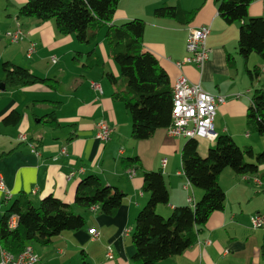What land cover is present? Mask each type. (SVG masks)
Here are the masks:
<instances>
[{"label": "crops", "instance_id": "0c3cea01", "mask_svg": "<svg viewBox=\"0 0 264 264\" xmlns=\"http://www.w3.org/2000/svg\"><path fill=\"white\" fill-rule=\"evenodd\" d=\"M25 1H8L7 5L14 7L18 13L17 4ZM162 4L178 5L186 11L196 10V13L188 26L182 25L173 18L153 15L154 8ZM263 6L264 0H255L248 7L249 15L264 17ZM26 18L30 26L22 50L8 53V60L22 65L24 58L30 60L34 55L39 57L41 54L43 57L39 58L38 63L33 62L29 66L37 74L41 62L49 59L46 58L48 55H51V59L56 57L58 51H62L61 54L66 49L71 51L75 46V37L57 35L58 31L50 21L37 22L33 18ZM134 18L144 21V47L156 55L171 85L179 76H185L189 82L199 84L204 91L225 98L217 105L213 119L215 136H197L198 154L204 157L218 134H228L236 143L241 141L244 145L247 144L246 140L252 139V143L257 140L264 151V140H260L258 134H250L245 128L246 112L251 104L250 80L234 78L240 23L227 24L219 16L217 3L213 0H120L113 22L118 24ZM15 19L16 24L10 23L8 30L14 29L17 24L21 26L17 14ZM202 25L209 27L207 59L200 66L190 63L178 65L188 55L187 28ZM31 42L36 43L38 48L36 46L35 53L27 58L26 51ZM66 43L70 46H66ZM86 54L88 57L84 68L92 70L101 67V77L108 79L109 72L114 82L120 81L114 63L107 59L101 61L95 52L94 55ZM228 56L233 58V66L228 64ZM106 62L110 63L112 72L106 69ZM53 68L55 73H64V68ZM247 68L245 65V70ZM258 68L259 72H264V61ZM51 71V67H48L43 77L54 78L58 82L56 90L42 84L21 88H8L5 85L4 89L0 88V177L4 184V190H0V219L20 194L29 196L34 205L43 197L52 195L71 205L75 213L83 214L86 224L82 229L62 232L49 245L34 244L38 263L45 264L54 257L65 258L70 250L78 248L89 256L84 249L88 247L89 251L95 245L102 253L101 264H135L132 260L135 248L131 235L135 216L147 199V194L142 192V170H160L163 173L169 200L167 205L158 206L161 215H169L176 206L194 207L203 194L182 171L184 136H171L166 128H161L148 139L134 140L130 137L131 119L123 115V110L125 114L127 111L111 97L116 90L113 82L109 79L104 83L99 78H84L85 83L82 84L72 74L62 81L56 74L51 76ZM260 76L254 86L264 88V80H260ZM2 79L1 71L0 84L3 83ZM91 83L98 84L101 91L92 88ZM65 86L70 87L67 92ZM56 102L59 104L55 107ZM52 108L58 122L55 128L38 119L47 115ZM13 110L21 113V118L14 124L6 123L4 118ZM99 121L112 129L107 142L95 137L96 123ZM228 123H239V126L233 128ZM239 127L245 135H240ZM63 128H67L66 131ZM20 134L26 136V141L19 139ZM246 146H252L255 150L254 144ZM61 148H65L66 154L60 152ZM130 156L139 157L142 169L124 168L121 159ZM162 161H165L164 166ZM228 169H224L219 176L220 186L225 192L224 208L209 216L191 247L157 264H264L260 253L264 227H251L252 216L260 214L264 217V164L259 165L257 173L250 175H236ZM88 174H96L105 185L116 187L124 193L116 215L101 214L96 207L87 210L75 205L77 183ZM188 183V188H184ZM189 196L193 198L192 202L188 201ZM91 228L97 230L96 238L88 233ZM109 250L111 258L106 256Z\"/></svg>", "mask_w": 264, "mask_h": 264}, {"label": "trees", "instance_id": "16d2710c", "mask_svg": "<svg viewBox=\"0 0 264 264\" xmlns=\"http://www.w3.org/2000/svg\"><path fill=\"white\" fill-rule=\"evenodd\" d=\"M119 1L26 0L18 6L17 17H29L38 22L54 20L59 34L73 35L78 43L91 46L88 54L95 52L98 35L104 31L109 57L117 64L121 76L117 83L113 75L107 73L108 79L116 85L111 97L131 116L130 137L144 140L171 124L173 85L156 55L144 47V21L134 18L118 24L113 22ZM213 1L217 3L219 16L227 24L240 23L238 54L247 59L255 53L264 59V17L248 13L249 5L255 0ZM195 13L196 10L186 11L178 5L167 4L153 10L155 17L173 18L187 26ZM232 60L228 56L230 66H233ZM258 67L246 69L252 88L251 104L246 112V131L264 136V88L254 86L261 74ZM2 72V84L8 88L33 84H42L51 90L58 88L54 78L38 76L29 68L9 60L2 63ZM21 116L13 110L4 121L14 124ZM38 119L50 127H58L54 108ZM197 138L187 139L181 148L183 173L193 186L203 191L194 207L176 206L168 217L162 216L157 208L167 205L169 200L163 173L142 170V192L148 195V199L135 216L131 235L135 264H157L191 247L209 216L224 208L225 192L219 183L222 171L230 168L236 175H250L257 173L259 165L264 164V151L255 152L252 146L240 147L228 134L216 135L214 144L201 157ZM121 163L126 169H142L138 156L124 157ZM123 198L121 190L105 185L96 174H88L77 183L74 203L87 210L96 207L101 214L114 216ZM12 216L16 217V226L10 229L8 222ZM85 224L83 214L75 213L71 205L52 195L43 197L34 205L29 196L20 194L1 216L0 247L16 256L28 247L33 249L34 244L49 245L62 232L82 229ZM260 253L264 258V241Z\"/></svg>", "mask_w": 264, "mask_h": 264}, {"label": "built area", "instance_id": "2783aa9c", "mask_svg": "<svg viewBox=\"0 0 264 264\" xmlns=\"http://www.w3.org/2000/svg\"><path fill=\"white\" fill-rule=\"evenodd\" d=\"M264 9V6H263ZM209 34V27L206 25L192 27L187 29L186 36V50L188 51L187 57L183 61L178 62V65L184 63L195 64L200 66L208 57L209 49L206 46V39ZM4 36L11 40L13 43H17L23 38V31L20 26H17L14 30L7 31ZM37 44L31 42L29 48L26 51V57L31 58L36 51ZM52 63H56V57H51ZM92 88L101 91L98 84L91 83ZM223 96H214L204 91L199 84L189 82L185 76H179L173 84V104H172V122L167 128L169 135L174 137H188L193 138L197 136H209L214 137L215 132L213 130V119L216 113L217 105L224 101ZM112 129L103 121L96 123L95 137L102 142H107L111 138ZM19 139L26 141V136L20 134ZM33 151H35L32 146ZM36 152V151H35ZM60 152L66 154L65 148H61ZM162 165H165V161H162ZM131 173V170H130ZM73 173L70 175V177ZM188 184L184 185V188H188ZM0 190H4L3 180L0 177ZM193 198L188 197V201L192 202ZM16 226V217L12 216L8 222L10 229ZM251 227L258 229L264 227V217L260 214H255L251 217ZM88 233L93 238L98 236V232L95 228L88 230ZM108 258H111L110 250L106 253ZM39 261L36 252L29 247L28 254L24 256V259L7 258L4 253H0V264H36Z\"/></svg>", "mask_w": 264, "mask_h": 264}, {"label": "rangeland", "instance_id": "374dc122", "mask_svg": "<svg viewBox=\"0 0 264 264\" xmlns=\"http://www.w3.org/2000/svg\"><path fill=\"white\" fill-rule=\"evenodd\" d=\"M8 1L13 3L15 0H0V73L2 71V63L4 61L8 60V57H9L8 53H10L11 51H19L20 52L22 50V47H23V44L25 43L27 34L29 32V26H30V24L28 22L29 19L26 17H21L18 19V21H20V24H21L20 28L22 29V31H25V32H23L25 34V39H22L17 43H13V42H11V40H9L3 36V34L5 32H7V30L10 28V23L16 24V22H17L15 19L17 11L14 7L7 5ZM23 3H21V4H23ZM21 4H17V5L19 6ZM33 20H35V19H33ZM35 21H37V20H35ZM50 22L56 28L55 21L51 20ZM17 26H18V24L16 25L15 28H17ZM14 29H12V30H14ZM8 31H10V30H8ZM104 34H105L104 31H101L98 35L97 42H99V44L96 47L95 53L101 61H103L105 59L110 60L111 63H114V65H116V67H118L117 64H115V62L113 60H111L109 57V46L105 41ZM57 35L62 36L58 32H57ZM74 43H75V46L71 51L66 49L63 54H61L62 51H58L59 53H55V56L57 57V62L55 64H53L51 62V59H50L51 55H48L46 58H49V59H45L41 62V66H40V68H38V73L36 75L43 77L44 76L43 72L48 67H51V69H52V71H51L52 75L51 76L56 74L59 78H62V81H64L68 75L72 74L80 82H82V84L85 83L84 78H86L87 80H89V79L96 80L97 78H99V81L103 80L104 83H107L108 79L106 77H101V75H100V73H101L100 68L101 67H98V69L94 68L92 70H87L86 68L83 67V64L86 62L87 57H88L86 53H89V51L92 49V47L91 46L89 47L86 44H80L77 41H75V39L73 38V44ZM38 44H39V42H38ZM42 45H43V43H41V46ZM39 46H40V44H39ZM66 46H70V44L66 43ZM236 46H237V43H236ZM37 48H38V46H37ZM79 52H80V54H79ZM35 56L36 55H34L33 58L30 60L24 58V61H23L24 63H22L21 66L29 68L31 63H33V62L38 63L39 58L43 57V55H41V54H39V57H35ZM108 57H109V59H108ZM75 58L77 59V61L75 60ZM263 61H264V59H261L255 53H252L247 59H245L242 56L237 54L235 67L233 70V72L235 74L234 78L243 77V79H247V81L249 82V77L246 73L245 65L249 69H253L254 66H260V64ZM54 66L57 69L64 68V73L63 74L55 73L54 68H53ZM105 66H106V69L109 70L110 72L113 71L110 63L107 64V62H106ZM117 70H118V68H117ZM118 72H119V70H118ZM81 76H83V77H81ZM119 78L121 79L120 74H119ZM260 80H262V81L264 80V72L261 73ZM93 82H95V81H93ZM72 83H73V80L71 81L70 85ZM69 88H70L69 86H65V92H67V90ZM48 109L50 110V108H48ZM123 113H124L123 115H128L131 119V116L128 112H127V114H125L126 112L123 110ZM228 124L230 126H232L233 128H237L239 126V123H228ZM245 128H246V126H245ZM63 129H65V131H66L67 128H63ZM237 130H239V133L241 136L245 135V132L240 127ZM250 134H252V133H250ZM254 135H256V134H254ZM259 137H260V140H264V136H259ZM186 139H188V138L183 137L182 141L185 143ZM256 141L254 143H252V139L246 140V142H247L246 145L254 144L255 152H262L263 151L262 147H260ZM239 142L240 143H237L238 146H240V147L246 146V145H244V143H241V141H239ZM227 170H229V169L227 168ZM146 171H149V170H146ZM146 196L148 199V195H146ZM147 199H146L145 203L143 204V206L146 204ZM161 206H165V205H159V207H161ZM162 216L168 217L169 215H162ZM92 248H94L93 251H92ZM84 250H86L88 252L89 256H92L91 259L89 258L88 255H85V253H83L80 248H78L75 250H70L65 258L54 257L52 261L45 262V264H85V262H87L88 264H101L100 261H101L102 253L98 252V248L95 245L90 247L89 251H88V247H87V249L85 248ZM92 252H95V253H92ZM37 264H44V262L43 263L39 262Z\"/></svg>", "mask_w": 264, "mask_h": 264}, {"label": "bare ground", "instance_id": "6f19581e", "mask_svg": "<svg viewBox=\"0 0 264 264\" xmlns=\"http://www.w3.org/2000/svg\"><path fill=\"white\" fill-rule=\"evenodd\" d=\"M187 29H189V27ZM28 249L29 247L23 253L16 255V256L12 255L11 253H9L8 251L2 248H0V253H4V255L7 256V258H14L15 256V259H24V256L28 254Z\"/></svg>", "mask_w": 264, "mask_h": 264}, {"label": "water", "instance_id": "95a60500", "mask_svg": "<svg viewBox=\"0 0 264 264\" xmlns=\"http://www.w3.org/2000/svg\"><path fill=\"white\" fill-rule=\"evenodd\" d=\"M4 87H5L4 84L1 83V84H0V88H1V89H4Z\"/></svg>", "mask_w": 264, "mask_h": 264}]
</instances>
